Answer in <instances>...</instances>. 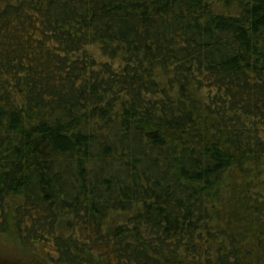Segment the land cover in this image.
<instances>
[{
  "label": "trees",
  "instance_id": "obj_1",
  "mask_svg": "<svg viewBox=\"0 0 264 264\" xmlns=\"http://www.w3.org/2000/svg\"><path fill=\"white\" fill-rule=\"evenodd\" d=\"M0 234V264H264V0H0Z\"/></svg>",
  "mask_w": 264,
  "mask_h": 264
},
{
  "label": "rangeland",
  "instance_id": "obj_2",
  "mask_svg": "<svg viewBox=\"0 0 264 264\" xmlns=\"http://www.w3.org/2000/svg\"><path fill=\"white\" fill-rule=\"evenodd\" d=\"M89 49L92 52L94 51L95 54L98 56V52L96 51V49H97L96 47H90ZM20 246L22 247V245L16 240V238H13L7 234H0V252L3 255V257L0 260L2 262L8 261L7 256L8 255L13 256L14 249H18Z\"/></svg>",
  "mask_w": 264,
  "mask_h": 264
}]
</instances>
